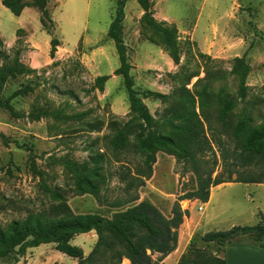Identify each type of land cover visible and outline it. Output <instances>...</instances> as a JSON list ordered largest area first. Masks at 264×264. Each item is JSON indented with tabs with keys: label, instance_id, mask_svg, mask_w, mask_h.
Wrapping results in <instances>:
<instances>
[{
	"label": "rangeland",
	"instance_id": "obj_1",
	"mask_svg": "<svg viewBox=\"0 0 264 264\" xmlns=\"http://www.w3.org/2000/svg\"><path fill=\"white\" fill-rule=\"evenodd\" d=\"M179 1L178 11L182 20L178 26L181 30L178 31L174 26L177 30L174 44L170 41L163 44V39L156 38L158 47L170 55H176L178 61L175 72L153 70L150 74L151 87L136 86L133 79L134 89L143 94V102L159 123L164 119L165 110L175 102L174 94L180 87L185 85L192 94L206 90L212 95L210 128H207V123H203L210 147L206 146L203 153L198 152L196 158L201 170H213L212 178L216 175L226 177L228 172H233L237 167L231 165L234 159L231 153L234 142L229 133H220L221 124L215 118L219 99L227 97L234 102L230 118L232 126L241 120H247L248 126L259 127L264 120V0H208L202 9L204 0ZM22 2L33 6L31 0ZM87 2L90 10L86 16L81 13L82 6L79 2L76 5L69 3L62 10L52 5L47 7L51 18L54 17L59 24L57 29L46 21L47 28L52 30L51 35L59 41L55 54L59 59L41 69L33 70L23 60L27 47L17 45L7 50L3 49L0 41V68L8 66L13 72L0 89L2 228L11 220L24 219L32 212L47 209L51 203L50 192L55 188L64 193L75 214L98 213L106 218L119 211L110 208L108 203L128 199L135 193H138L140 199H146L168 215L178 196L195 188L191 164L185 160L176 161L173 156L158 152L152 177L145 181V186L137 191L134 187L126 190L131 178L136 177L142 167L143 155L136 150L142 133L134 129L117 138L115 128L110 127L112 122L118 126L125 124L130 115L120 117L112 112L111 100L103 98V92L95 87V68L89 69L79 62L78 57L85 54L86 62L94 67L97 46L80 44L69 60L62 59L64 48L60 39L69 20L74 16L77 19L86 18L88 33L93 35L97 33L95 28L97 31L103 28V23L109 18L110 8L115 6V2L110 4L109 0ZM6 11L13 19L0 14V29L5 35L15 28V17ZM33 12L38 11L33 9ZM197 19V38L206 34L207 25L213 21L219 29L225 30L222 33L228 42L225 43L218 36V44L210 48V54L202 53L189 33ZM145 21L150 26L146 28L153 36L158 37L154 25ZM164 27L169 29L171 26ZM112 48L114 52L109 55L110 62L119 67L115 46L112 45ZM142 52L139 56L144 55ZM127 53L130 72L134 78L132 63L138 64L139 58L129 48ZM200 54L206 56L201 57ZM107 67L103 63L104 72ZM120 85V90L126 93L123 84ZM148 91L165 97L161 99L154 95H144ZM195 110L199 114L197 105ZM132 122L136 124V121ZM153 128L162 133L169 132L166 126L158 125ZM226 150L229 156L225 160L223 155ZM97 156H102L100 163H97ZM65 162L72 163L84 175L99 168L106 179L101 187V203L91 195L77 196L73 193L75 180L65 168ZM93 181L97 184V179ZM191 202L193 203L179 202L182 210L189 211V216L178 230L181 257L185 254L187 259L196 257L191 252L196 249L208 258L222 256L227 246L204 242L203 235L227 231L234 226L258 224L259 212L264 213V187L253 184L225 186L217 195H213L210 205L202 213L199 210L200 202L198 205L195 200ZM211 214L217 219L210 223L201 222V215L202 218H207ZM96 240L97 236L92 231L75 236L71 244L82 248L87 256ZM232 244L236 243L228 245ZM237 244L248 243L243 241ZM189 249L191 253L187 252ZM24 253L17 263L5 259L0 264L77 262L56 251L54 244L29 248ZM120 264L129 263L122 258Z\"/></svg>",
	"mask_w": 264,
	"mask_h": 264
},
{
	"label": "trees",
	"instance_id": "obj_2",
	"mask_svg": "<svg viewBox=\"0 0 264 264\" xmlns=\"http://www.w3.org/2000/svg\"><path fill=\"white\" fill-rule=\"evenodd\" d=\"M31 1L33 6L24 4L22 0H3L2 3L14 16H19L25 7H34L40 12L41 25L51 37L50 57L53 59L59 41L51 35V28L46 26V21L51 27L55 26L47 8L48 0ZM136 1L144 11L141 18L143 37L157 46L159 45L156 38L163 39V44L167 41L174 44L177 33L174 25H169L171 27L168 29L164 27L168 24L159 23L153 18L150 0ZM126 2L127 0L116 1L114 15L107 32V37L113 41L117 52L119 67L115 70V75L122 77L130 115L129 121L125 124L118 126L112 122L110 127L115 128L117 138L134 129L142 133L136 145V150L143 155L142 167L136 173V177L131 178L126 190L129 191L134 187L137 191L145 186V181L152 177V168L156 163L158 152L173 156L176 161L185 160L191 164L195 176V188L178 196L168 215L146 199L140 200L138 193H135L128 199L108 203L110 208L119 209L110 218L98 213L75 214L68 205L64 193L55 188L50 192L51 203L47 209L32 212L24 219L11 220L5 227H0V262L11 259L17 263L26 249L54 244L56 251L76 260V264H120L122 258L128 260L129 264H159L176 250L178 230L184 219L189 216L188 210L181 209L180 201L195 200L206 203L209 200L210 189L223 183L264 185V120L259 127L248 126L247 120H241L232 126L230 119L234 106L232 100L221 97L218 101L219 106L215 110L216 121L221 124L220 133H229L234 142L231 152L234 159L231 165L237 169L228 172L226 177L216 175L212 178L213 170H201L196 158L198 152L203 153L206 146L210 147L203 123H207V128H210L212 95L206 90L192 94L184 85L174 94L176 100L165 110L161 123L150 114L143 102V94L134 89L127 47L123 40L122 23ZM145 20L154 25L158 37L153 36L146 28L150 26ZM168 55L174 64H177L176 55ZM200 56L206 55L200 54ZM11 73L13 72L8 66L0 68V89ZM108 79L109 76L97 77L94 82L95 87H99L102 91ZM144 95H154L161 99L165 97L149 91ZM196 105L199 114L195 110ZM132 121H136V124ZM158 125L166 126L169 132L162 133L153 128ZM227 153L226 150L223 155L225 160L229 156ZM101 161L102 156H97V163ZM64 166L75 180L72 190L75 195L88 194L97 199L98 203L102 202L101 187L106 179L99 168L89 175H84L70 162H65ZM233 175L235 178H232ZM93 179H97V184ZM258 216L259 223L254 226H234L227 231L209 232L203 235L202 240L216 243L220 247L246 241L264 249V213L259 212ZM92 231L95 232L97 240L90 253L85 256L82 248L72 245L71 241L75 236ZM190 251L189 249L187 252ZM191 252L196 257L187 259L185 254L180 260L197 264H225L224 259L217 256L208 258L198 249Z\"/></svg>",
	"mask_w": 264,
	"mask_h": 264
},
{
	"label": "crops",
	"instance_id": "obj_3",
	"mask_svg": "<svg viewBox=\"0 0 264 264\" xmlns=\"http://www.w3.org/2000/svg\"><path fill=\"white\" fill-rule=\"evenodd\" d=\"M89 0H48L47 7L52 5L57 7L59 10L64 9L67 4L76 5L79 4L82 6L81 13L86 16L89 13L90 7L88 2ZM110 4L116 0H109ZM152 3L153 18L159 23H166L168 25H174L179 29L178 23L181 22L182 18L179 15V0H150ZM3 0H0V14H6L11 20V16L7 14L8 10L3 6ZM208 0H204L201 4V9L204 7V4ZM33 9L38 11L34 7H25L19 16L15 17V28L10 30L9 34L5 33L0 29V41L3 49L11 50L17 45L25 46L28 50L23 54V60L33 70L41 69L47 66L53 61H57L59 58L50 57V35L43 29L40 21V12H33ZM115 11V6L110 8V15L107 20L103 23V28L100 31H97L95 28V34L91 35L88 33V23L86 18L77 19L76 16L72 17L60 39L61 46L63 50V58L68 59L70 55L77 51L80 44L87 46L93 45L97 46V54L95 58V66L93 67L91 63H87V58L85 54H82L78 57L79 62L85 65L87 68H95L94 79L101 76H109V79L105 82L103 86V98H109L111 100L112 112L116 116L124 117L129 113V106L127 102V94L120 90L121 83L123 80L121 76L115 75V70L118 68L113 66L110 62L109 55H112L114 52L112 45L113 41L107 37V32L109 25L112 21ZM211 12V9L209 10ZM227 12V11H225ZM80 13V14H81ZM51 14V13H50ZM144 14V11L141 9L136 0H127L124 7V20L122 23V32L123 40L127 48L131 50L133 55L137 56L139 60L138 64L132 63V71L134 74V81L136 86H141L143 88H150L151 71L159 70L163 72H175V64L173 60L165 53L160 47L151 43L143 37L141 34V18ZM52 16V15H51ZM78 16V15H77ZM53 22L57 29H59V24L52 17ZM1 24V23H0ZM227 24V23H226ZM199 28L198 19L192 30L189 32L193 41L201 49L202 53L210 54V48L214 44H218V36L221 39H224V29H219L217 25L211 21L206 28V34L203 37H196L195 33ZM179 29L178 31H180ZM221 31V32H220ZM180 33V32H179ZM220 33V34H219ZM224 42L227 43L228 39L225 37ZM155 46V48L151 47ZM68 46V47H67ZM115 46V45H114ZM116 50V49H115ZM144 55L139 56V53ZM57 52H55L56 54ZM117 53V52H116ZM118 57V56H117ZM94 63V62H93ZM92 63V64H93ZM98 63V64H97ZM103 63L107 64V71H103ZM97 65L99 71L97 72ZM111 85V87H109ZM124 88V86H123ZM125 91V90H124ZM148 107V106H147ZM149 109V107H148ZM235 184L243 183H223L221 185L212 187L209 193V200L206 203L199 204L198 201L195 203L200 205L203 212L205 207L210 205V199L213 198L214 194H218L219 190L225 186H232ZM246 186L251 184H244ZM256 186L264 187L262 184H253ZM215 192V193H214ZM144 200V199H140ZM139 200V201H140ZM186 203H193L189 200H184ZM217 219L215 216L208 215L207 218H202V223H210L211 221ZM180 238V237H178ZM226 249L222 252V256L217 255V257L224 259L225 264H264V249L253 246L252 244H232L226 245ZM37 248V247H36ZM229 248V249H228ZM181 251L179 250V241L177 248L174 252L169 254L163 259L159 264H197L193 262H183L180 260ZM129 263V261H128ZM76 264V263H75Z\"/></svg>",
	"mask_w": 264,
	"mask_h": 264
},
{
	"label": "built area",
	"instance_id": "obj_4",
	"mask_svg": "<svg viewBox=\"0 0 264 264\" xmlns=\"http://www.w3.org/2000/svg\"><path fill=\"white\" fill-rule=\"evenodd\" d=\"M202 209V207H199V210H201Z\"/></svg>",
	"mask_w": 264,
	"mask_h": 264
},
{
	"label": "bare ground",
	"instance_id": "obj_5",
	"mask_svg": "<svg viewBox=\"0 0 264 264\" xmlns=\"http://www.w3.org/2000/svg\"><path fill=\"white\" fill-rule=\"evenodd\" d=\"M128 261V260H127Z\"/></svg>",
	"mask_w": 264,
	"mask_h": 264
}]
</instances>
